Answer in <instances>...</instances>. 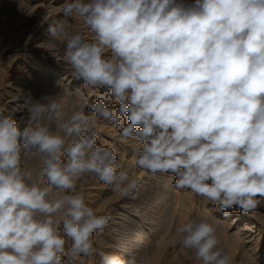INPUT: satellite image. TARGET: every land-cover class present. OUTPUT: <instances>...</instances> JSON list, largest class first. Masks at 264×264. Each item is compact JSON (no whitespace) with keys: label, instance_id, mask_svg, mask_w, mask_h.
<instances>
[{"label":"clouds","instance_id":"1","mask_svg":"<svg viewBox=\"0 0 264 264\" xmlns=\"http://www.w3.org/2000/svg\"><path fill=\"white\" fill-rule=\"evenodd\" d=\"M65 18L48 23L62 39V60L95 101L69 106L24 93L27 113L0 109V264H137L131 253L97 249L94 234L111 216L90 206L86 174L122 197L136 198L143 173L118 164L101 143L98 122L119 129L135 165L170 173L218 207L248 214L264 203V0H66ZM23 125V126H21ZM38 156L25 167L22 156ZM180 245L200 264H232L217 226L177 224ZM147 264V262H145Z\"/></svg>","mask_w":264,"mask_h":264},{"label":"rangeland","instance_id":"2","mask_svg":"<svg viewBox=\"0 0 264 264\" xmlns=\"http://www.w3.org/2000/svg\"><path fill=\"white\" fill-rule=\"evenodd\" d=\"M19 2H20V4H19ZM65 2H66V0H0V109L4 110L5 114H7L10 111H14L17 121L19 120L18 122H20V118L21 117H26L27 116V113L24 110V106H23V98H24L23 96H24V93H30L28 91V90H30V88H32L34 90L36 89L35 91L30 90L33 99L39 100L42 96L46 95V93L47 94L51 93V94L55 95V98L60 99V101H62V102L64 101L66 107L69 106L73 100L79 99L81 102L83 100H85V98L80 96V94L79 95L76 94V96L82 97V100L80 99V97L79 98L76 97V99H75L74 98L75 97V93H76L74 91L75 88L74 87H70L69 89L66 88V85H64L65 82L64 83H60V82L56 83V85L53 87L54 90L52 89V87H50L51 89H49L48 86H50V85H49V81L48 80H51V78L45 77L43 75V73H42L43 68L48 67V66L51 67V66L60 65L63 71L67 70V67L64 66V64H63V60H62L61 55H59V53L62 54L64 41L63 40H59L58 41V39H57V40H55V42H56L55 43L54 41L51 40V38L47 35V31H46L47 28H48V23L53 22L55 20H65V19H67V22L69 24V31H71V32H77V31L86 32V29H85L84 25L82 24V22L79 19H73L72 17L65 18L63 16L60 6L62 4H64ZM32 4H34V6ZM12 15H14V16H12ZM38 44H40V45H38ZM44 45H46V46H44ZM52 46L54 48H52ZM49 48H51V49H49ZM55 52L59 55V56L57 55L59 58H57L55 56L56 55ZM53 54H54V56H52ZM40 57L43 59V61H45L44 62L45 64L41 65L39 63H35V61L37 59H39ZM72 79H74V81H77V83H80V87H83L85 90L89 89V88H87L85 86H82L83 84H82V82L80 80L75 79V78H72ZM34 83H35V86H31ZM36 83L38 84V86H37ZM42 84H44V85H42ZM39 85H41V87H39ZM29 86H31V87L29 88ZM13 89H15L14 90V94L15 95L11 94ZM56 90H58V91L56 92ZM67 91L70 92V94L67 93ZM71 91H73V92H71ZM34 92H35V94H34ZM85 92H87V91H85ZM97 96H95V98H97ZM69 101H71V102H69ZM101 121L102 120H100V122ZM99 125L100 124H98V135L100 136V140H101L103 135H102V131H101L102 128ZM21 126H23V125H21ZM99 142H101V141H99ZM115 142H116V139H112V144H115ZM25 155H27V156H24V155L22 156L24 158V159L22 158V162H23L24 166L34 169L36 167V162L38 161L37 160L35 162L34 160L38 159V157H36V154H35V157H32V155L34 156V153L31 156H30V154H25ZM29 156H30V158L32 160H30ZM26 159L28 160V162L26 161ZM23 160H25V161H23ZM29 162L31 164H28ZM33 166H35V167H33ZM157 174H156V176H153V177H152L151 174H148L147 176L143 177L144 184L147 187V190H146L145 194L143 193V194L139 195L136 198H131L133 201L138 202V206H136L137 208L136 207L134 208L133 203L132 204L128 203L127 200H125V199H127V197H122V196H120V194H115L111 190V188H108V189H106V191L102 192L100 187L102 186L103 183L98 181V179H96L91 174H86L85 176H83L80 179L81 181L80 180L78 181L77 189H79V191H82L83 193L85 191L84 195L86 197L87 202H90L89 203L90 206L98 209L99 210V214L102 213V214H108V215L111 216V221H110L109 227L102 233L94 234V239L96 241V245L95 246L97 247L98 250L110 253V250L113 249L114 246L117 245L119 247H122L124 245V243H125L124 241L126 239L127 232L124 231V230H123L124 232L122 230H120V229H122V224L118 223L119 221L121 222V217H122L121 215L122 214L129 215V217H130V218L128 217V219L125 220V222H124L125 225L126 224H133L132 220H134V223H135V220L137 222L142 221L141 218L145 214V212L148 211L151 208H154V207H152L153 206L152 204H154V206H155V203L157 202L156 200H158V198H159V195L161 193L159 186H160V183H162V181H163V177H165L167 173H163V174L162 173H157ZM87 175H88V177H87ZM86 177H87V179H86ZM155 178H158V180L155 179ZM87 183L88 184L90 183L91 186H90V184L88 185ZM156 183H158L159 185H157ZM148 184H150V185H148ZM87 187H88V189H87ZM92 187L94 188V191H93L94 193H92V191H89ZM148 189L151 190V191H149ZM96 192H97V194H96ZM91 193H92V196H91ZM169 194L167 193L166 196L163 199V202H161V204L157 205V208L159 209L161 206H163V204L166 203L165 200H167L168 203H166L165 206H167V208L170 209V212H169V210L167 211V214L165 215L166 217L164 216L162 218L163 220L162 219L160 220L161 221L160 225H162V226L159 227L160 230L158 229L157 231H158V233L160 232L162 234V236H164V237H162L163 239H165L166 237L173 236L172 238H170L171 241L168 238H166L165 240L161 239L162 241L158 240L159 242L156 239H155L156 242H154L155 240L152 241V243L154 242L152 245H155V246L158 243H160V241H161V243H160L161 247H159V248L161 250L162 249L164 250L162 252H158V251H160V249H158V251L156 252L155 251L156 248H153V250L152 249L150 250L151 246H149V245H147L148 247L147 246L144 247L146 249V252H144L145 251L144 248L142 250L139 249V243L134 244V246L130 250H132V249L136 250V253H137L138 257L145 258V259H143V260H145L144 262H147L148 259H149V261L154 260L155 264H181V263H183V264L184 263L185 264H200L199 261L195 260L194 254L190 250H186L180 245L179 240H178L179 239L178 236L172 235V233L174 231V228H175V224H178L177 222H179V224L187 222L191 218H196V219L202 218V219H205L206 216H208V214H209V217L206 218L208 222H210L209 218L210 219L217 218V220L219 219L218 221L220 223H223L224 221L226 222L227 220H226V218H222L221 216L216 215V214H212L211 213V215H210L209 211L214 212L216 210L215 209L216 206L212 205L210 202H208L205 198H202L201 196H197L196 194L194 195V193H190L192 195V197H191V195L189 196V195L185 194L187 196L186 197L184 194H181L182 197L180 198V200L182 201L183 198L186 201L188 200V204H186V203H182L185 200H183L182 202L179 199H178V202H177L175 198L173 200L171 192H169ZM167 195H169V196H167ZM167 197H168V199H167ZM190 197H191V201H190ZM149 198H150V200H149ZM169 198H171V199H169ZM134 199H136V200H134ZM142 199H144V200H142ZM192 199H194V200H192ZM203 199H205V201ZM147 200H149V201H147ZM169 200H171V201H169ZM92 202H94V203H92ZM120 202H121V204L119 205ZM152 202H154V203H152ZM100 203H102V204H100ZM122 203H123V205H122ZM125 203H127V204H125ZM144 203H145V205H144ZM189 203H191V204H189ZM171 204L172 205L175 204V205H173V208H175L174 206H176V204L178 205L177 206L178 208L177 207L176 208L179 209L177 211L180 213V216L182 214H184L185 211H187L186 215H188V216H185V214H184V216L182 215L180 217L178 215V213H175V211H176L175 209H174V212H173V210H172L173 208L170 207V206H172ZM181 204H186L187 206L186 205L183 206ZM261 204L258 205V207L255 209V212L252 211V212L248 213L247 215H251V216H253L255 218L256 214H257L256 211L258 210V208L259 207L264 208V204H262V205ZM130 205H132V206H130ZM147 205H152V206L149 207ZM106 206H108V207H106ZM181 206L182 207H186V208H183V211H180V207ZM197 206H198V208H197ZM207 206H209L211 209L209 207H207ZM187 207H189V209ZM191 207H192V209H191ZM194 207H196V208H194ZM199 207H202V208H199ZM203 207H205V208H203ZM157 208L155 207V210L152 211V213L153 212L154 213L157 212L156 211V210H158ZM129 209H131V210H129ZM143 209L145 210V212H143L144 211ZM108 210H110V211H108ZM135 210H137V211L140 210V211L137 212ZM171 210H172V214L173 213L177 214V217L174 214H173L174 217L172 216ZM207 210H208V212H207ZM132 211H134V212H132ZM139 213H141V214H139ZM152 213H150L148 216H150ZM178 216L180 217L181 220H182V217H183V220L185 218L186 219L183 222H181V220L179 219ZM167 217H168V219H167ZM137 218H138V220H137ZM170 218H171V220H170ZM176 218H178L179 221ZM173 219H176V220H173ZM255 219H257V218H255ZM168 220H170L171 222L168 223ZM172 220H173V222H172ZM217 220L211 221L212 224L218 226V221ZM221 220H224V221L221 222ZM174 221H176V222H174ZM162 223H164V224H162ZM171 223H173L174 226ZM235 223L236 222H234L233 225H230L229 229H227L222 224H219V226L217 227V229L219 228L218 230H220V231H218V233L220 234L219 238L222 241L221 247L223 246L222 244L224 243V248L225 249L228 248L227 250L231 249V247L229 246L230 242H231V239H230L231 238V234H229L230 237L227 235L229 237L228 238L224 233H226L227 231L230 233V232H232V230H235V228L233 229V227L236 225ZM169 224L172 225V226H170ZM167 225H169L170 227H168ZM222 226L224 228V231L221 230ZM164 227H166V228H164ZM161 228H163V229L161 230ZM168 229H170V233H169ZM164 230H167L168 232H165V233L161 232V231H164ZM124 233H126V234H124ZM158 233H156V235H158ZM161 234H159V235H161ZM164 234H166V235L168 234V235L165 236ZM245 235H247V234H245ZM226 237L228 238V240L229 239L230 240L227 241ZM262 237L264 238V232H263V236ZM144 238L146 239L147 237L144 236ZM160 238H161V236H159L157 239H160ZM263 238L261 239L262 243L260 244V246L259 245L257 246V250H264V248H263L264 247V239ZM119 239H120V241H119ZM145 239H142V242H145L146 241ZM247 239L249 240L250 238L247 237L246 240ZM251 240L253 241L255 239H251ZM166 241H168L169 243H172V244H169L167 242L168 246H169L168 247L166 245L167 244ZM224 241H227L228 243L224 242ZM162 243H163V245H166V247L162 246ZM118 244H121L122 246L118 245ZM136 245H137L138 248L136 247ZM172 246H173V248H172ZM225 246H227V247H225ZM108 249H110V250H108ZM137 249L141 250V251H138ZM231 250H233V249H231ZM153 252H154L155 255L154 254H150V253H153ZM175 252H177V254L179 256L177 254L175 255ZM234 252H236L235 253L236 256H237L236 258H239L241 256L240 247H239V250H238V248H236V250L232 251L233 254H234ZM162 253H163V255L165 254L164 257H162V255H161ZM149 255L150 256L153 255V256L150 257ZM157 255H160L161 257L155 259V257ZM172 255L173 256L175 255V256L173 257ZM234 255H230V256H232L231 258H233L232 260L233 261L234 260H238V259H234L235 258ZM238 255H240V256L238 257ZM97 257H98V259H97ZM152 257H153V259H152ZM178 257H180V258L178 259ZM160 258H163V259L161 260ZM172 258H175L177 261H173ZM180 259H182V260H180ZM99 260H100V258H99L98 255L94 257V263L96 262L95 264H98ZM157 260H158L159 263H157ZM149 261L147 263H150ZM233 261H232V264H236ZM144 262H142V264H145ZM152 262H151V264H154Z\"/></svg>","mask_w":264,"mask_h":264},{"label":"bare ground","instance_id":"3","mask_svg":"<svg viewBox=\"0 0 264 264\" xmlns=\"http://www.w3.org/2000/svg\"><path fill=\"white\" fill-rule=\"evenodd\" d=\"M187 2H189V3H191L192 2V0H187ZM19 4H20V2H19ZM36 4V3H35ZM53 4V3H52ZM27 5V4H26ZM33 6H34V4H32ZM49 5V4H48ZM20 6V5H19ZM47 6V5H46ZM51 9V8H50ZM28 11V10H27ZM45 12V11H44ZM16 13V12H15ZM14 13V14H15ZM41 15V14H40ZM12 16H14V15H12ZM5 17V16H4ZM39 17V16H38ZM5 19V18H4ZM25 29V28H24ZM71 32V31H70ZM30 33V32H29ZM29 36V35H28ZM27 36V37H28ZM59 40H62V39H58V41ZM37 41V40H36ZM40 41V40H39ZM55 42V41H54ZM61 42V41H60ZM56 43V42H55ZM54 44V43H53ZM33 45V44H32ZM38 45H40V44H38ZM44 46H46V45H44ZM50 46V45H49ZM52 48H54L53 46H52ZM49 49H51V48H49ZM55 51V50H54ZM60 51V50H59ZM56 53V52H55ZM54 53V54H55ZM54 54L52 55V56H54ZM12 55V54H11ZM58 54L56 53V57L57 58H59L58 56L59 55H61V57H62V54L61 53H59V55L57 56ZM51 56V55H50ZM45 61H43V59L40 57L39 59H37L36 61H35V63H39V64H41V65H43V64H45L44 63ZM38 64V65H39ZM57 64V63H56ZM25 66V65H24ZM48 66V65H47ZM63 66V65H62ZM50 66H48V67H45V68H43V70H42V73H43V75L45 76V77H49V78H51V80H48L49 81V85L50 86H48L49 87V89H51L50 87H52V89H53V87L56 85V83H58V82H60V83H64V85H66V88H70V87H74L75 88V99H76V97H80V96H82V97H84L85 99H88V100H91V101H95V96H97L98 94H100V91L101 90H99V89H88V90H85L83 87H80V83H77V81H74V79H72V78H74L73 76H72V74H71V71L70 70H62V68H61V66L60 65H58V66H51L50 68L52 69H50L49 68ZM43 76V77H44ZM33 78V77H32ZM34 79V78H33ZM36 81V80H35ZM34 81V82H35ZM39 82V81H38ZM45 82V81H44ZM37 84V83H36ZM40 84V83H39ZM42 85H44V84H42ZM31 86H35V83L33 84V85H31ZM31 86H29V88L31 87ZM37 86H38V84H37ZM83 86V85H82ZM39 87H41V85H39ZM47 87V88H48ZM34 88V87H33ZM40 89V88H39ZM14 90L15 89H13L12 90V95H15L14 94ZM17 90V89H16ZM30 90H32V91H35L34 89H32V88H30ZM30 90H28L30 93H31V91ZM54 90V89H53ZM73 90V89H72ZM49 91V90H48ZM51 91V90H50ZM58 90H56V92H57ZM85 91H87V92H85ZM55 92V93H56ZM71 92H73V91H71ZM41 93V92H40ZM67 93H69L70 94V92H68L67 91ZM66 93V94H67ZM10 94V93H9ZM34 94H35V92H34ZM47 94V93H46ZM49 94V93H48ZM51 94V93H50ZM76 94L77 95H79L80 94V96H76ZM74 95V94H73ZM19 96V95H18ZM14 97V96H13ZM17 97V96H16ZM24 97V96H23ZM66 97V96H65ZM82 97H80V99L82 100ZM60 98V97H59ZM72 98V97H71ZM12 99V98H11ZM64 99V98H63ZM58 100H60V99H58ZM73 100V99H72ZM64 102V101H63ZM69 102H71V101H69ZM83 102V101H82ZM72 103V102H71ZM21 119V118H20ZM19 121V120H18ZM98 124H100L99 126L102 128V139L100 140L101 141V143H106V146L107 145H111L112 144V139H116V142H115V144H112L111 146H114L115 148H116V150H117V152H118V164L121 166V168H123V169H126V170H128L130 173H132V174H140V173H143V177L144 176H147L148 174H150V173H147V172H143V170H141V169H139V168H137L136 167V165H135V156H134V153H133V151H132V148L129 146V144L128 143H126V142H121V140H120V136H119V129H117V128H114L113 126H111L110 124H108L107 122H104V121H99V123ZM100 137V136H99ZM32 154H30V156H31ZM24 156H27V155H24ZM30 156H29V158H30ZM32 157H35V154H34V156L32 155ZM36 157H38L37 155H36ZM23 158V157H22ZM24 159V158H23ZM30 160H32L31 158H30ZM38 159H35L34 161L36 162ZM23 161H25V160H23ZM26 161L28 162V160L26 159ZM33 161V162H34ZM31 162V161H30ZM28 163V164H31V163ZM38 162V161H37ZM37 162H36V166H37ZM34 165V164H33ZM33 167H35V166H33ZM163 174V173H162ZM158 175V174H157ZM159 176V175H158ZM164 176V175H163ZM87 177H88V175H87ZM87 177H86V179H87ZM90 177V176H89ZM153 177V176H152ZM151 177V178H152ZM162 177V176H161ZM148 179V178H147ZM155 179H157L158 180V178H155ZM160 179V178H159ZM162 179V178H161ZM174 179H175V177L172 175V174H170V173H167L166 174V176L165 177H163V181H162V183H160V191H161V193H160V195H159V198H158V200H156L157 202L155 203V206H154V204H152V205H147V206H149V207H154V208H151V209H149L148 211H146L145 212V208L143 209L144 211L143 212H145V214L142 216V221H139V222H137L136 220H135V223H134V220H132V222H133V224H124V222H125V220H127L128 219V217H129V215H126V214H122L121 216V222L119 221L118 223H120V224H122V229H120V230H124V231H126L127 232V234L126 233H124V234H126V239H125V243H124V245L122 246L121 244H118V245H121L122 247H119V246H114L113 247V249H108V250H110V253H118V254H121L122 256H124V258H127L128 257V254L129 253H131L132 255H134L135 256V258H136V260H137V264H142V262H144L145 260H143V259H145V258H142V257H138V255H137V253H136V250H134V249H132V250H130L133 246H134V244H137V243H139V249H143L144 247H146L147 245H149V246H151L150 247V250L152 249L153 250V248H156L155 249V251L157 252L158 251V249H160L159 247H161V239H163L162 237H164V236H162V234L159 232L158 233V229H159V227H161L162 225H160L161 224V219L167 214V211L169 210V212H170V209H168L167 208V206H165V204L166 203H168L167 202V200H165L166 201V203L165 204H163V206H161L159 209L157 208V205H159V204H161V202H163V199H164V197L166 196V194L168 193L169 194V192H171V195H172V197H173V200H174V198L176 199V201L178 202V199L180 200V198L182 197V195L181 194H187V195H191L190 193H192L191 191H189V190H175L173 187H172V185H173V181H174ZM81 181V180H80ZM148 181V180H147ZM151 181V180H150ZM91 182V181H90ZM146 182V181H145ZM161 182V181H160ZM86 184V183H85ZM84 184V185H85ZM88 184V183H87ZM90 184V183H89ZM88 184V185H89ZM157 185H159L158 183H156ZM82 185V184H81ZM148 185H150V184H148ZM152 185V184H151ZM154 185V184H153ZM90 186H91V184H90ZM86 187V186H85ZM149 187V186H148ZM101 188V190H102V192H104V191H106V189H108V188H110L109 186H107V185H104V184H102V186L100 187ZM84 189V188H83ZM86 189V188H85ZM87 189H88V187H87ZM96 189V188H95ZM98 189V188H97ZM151 189V188H150ZM155 189V188H154ZM79 190V189H78ZM110 190V189H109ZM108 190V191H109ZM146 190H147V187L145 186V184L143 185V187L140 189V192H139V194H138V196L139 195H141V194H145V192H146ZM149 190V189H148ZM159 190V189H158ZM157 190V191H158ZM87 191V190H86ZM89 191H92V193H94L93 191H94V188L92 187ZM88 191V192H89ZM97 191V190H96ZM149 191H151V190H149ZM92 193H91V196H92ZM108 193V192H107ZM83 194H85V191H84V193ZM96 194H97V192H96ZM104 194V193H103ZM110 194V193H109ZM114 194V193H113ZM115 194H118V193H115ZM150 194V193H149ZM89 195V194H88ZM105 195V194H104ZM170 195V194H169ZM169 195H167V196H169ZM195 195V194H194ZM111 196V195H110ZM121 196V195H120ZM137 196V197H138ZM144 196V195H143ZM149 196V195H148ZM154 196V195H153ZM186 196V195H185ZM198 196V195H197ZM196 196V197H197ZM94 197V196H93ZM171 197V198H172ZM187 197V196H186ZM185 197V198H186ZM191 197H192V195H191ZM191 197H190V201H191ZM88 198V197H87ZM108 198V197H107ZM121 198V197H120ZM140 198V197H139ZM171 198H169V199H171ZM203 198V197H202ZM111 199V198H110ZM123 199V198H122ZM145 199V198H144ZM144 199H142V200H144ZM148 199V198H147ZM167 199H168V197H167ZM187 199V198H186ZM92 200V199H91ZM96 200V199H95ZM106 200V199H105ZM125 200H127V202L128 203H133V206H134V208L136 207V206H138V202H135V201H133L131 198H127V199H125ZM124 200V201H125ZM134 200H136V199H134ZM149 200H150V198H149ZM149 200H147V201H149ZM154 200V199H153ZM183 200H185L184 198L182 199V201ZM192 200H194V199H192ZM204 201H205V199H203ZM115 201V200H114ZM121 201V200H120ZM123 201V200H122ZM169 201H171V200H169ZM181 201V200H180ZM181 201V202H182ZM202 201V200H201ZM203 201V202H204ZM104 202V201H103ZM117 202V201H116ZM88 203H90V202H88ZM92 203H94V202H92ZM124 203V202H123ZM123 203H122V205H123ZM152 203H154V202H152ZM176 203V202H175ZM180 203V202H179ZM182 203H186V204H188V200L186 201H184V202H182ZM96 204V203H95ZM100 204H102V203H100ZM114 204V203H113ZM121 204V202L119 203V205ZM125 204H127V203H125ZM148 204V203H147ZM186 204H181V205H183V206H185ZM189 204H191V203H189ZM193 204V203H192ZM196 204V203H195ZM194 204V205H195ZM262 204H264V203H262ZM261 204V205H262ZM109 205V204H108ZM112 205V204H111ZM144 205H145V203H144ZM172 205V204H171ZM173 205H175V204H173ZM173 205L172 206H170V207H172L173 208ZM118 206V205H117ZM129 206V205H128ZM130 206H132V205H130ZM143 206V205H142ZM178 205L176 204V206H174L175 208H173L172 210H173V212H174V209L177 211V210H179V209H177L178 207H177ZM187 206V205H186ZM106 207H108V206H106ZM116 207V206H115ZM124 207V206H123ZM127 207V206H126ZM144 207V206H143ZM155 207L158 209V210H156L157 212H153L152 213V211H154L155 210ZM177 207V208H176ZM207 207H209V206H207ZM206 207V208H207ZM111 208V207H110ZM137 208V207H136ZM148 208V207H147ZM182 208V209H181ZM183 208H186V207H180V211H183ZM188 209H189V207H187ZM194 208H196V207H194ZM197 208H198V206H197ZM199 208H202V207H199ZM203 208H205V207H203ZM210 208V207H209ZM115 209V208H114ZM113 209V210H114ZM140 209V208H139ZM191 209H192V207H191ZM211 209V208H210ZM215 211L214 212H211V211H209V213H210V215H211V213L212 214H216V215H219V216H221L222 218H226V222L224 221V220H221V222L222 221H224L223 223H220L218 220H217V218H212V219H210L209 218V221L211 222V221H213V220H217L218 221V226H219V224H222V225H224L227 229H229V226L230 225H233V223L234 222H236L235 224V226L233 227V229L235 228V230H232V232H226V233H224L226 236L228 235L229 236V234H231V242H230V247H231V249H233V250H227L228 248H226V250H227V252H228V254L229 255H234L236 252H234V254L232 253V251H234V250H236V248H238V250H239V247H240V249H241V256L240 255H238V257L239 258H236L237 256H236V254L234 255V259H238V260H232L233 262H235L236 264H264V250H257V246L259 245L260 246V244L262 243L261 242V239L263 238L262 236H263V230H264V208H261V207H259L258 208V210L256 211V217L255 218H257V219H255L253 216H251V215H247V214H244V213H242V212H240V210L239 209H233L232 210V213L228 216V217H224V215H223V212L217 207H215ZM122 210V209H121ZM124 210V209H123ZM129 210H131V209H129ZM142 210V209H141ZM172 210H171V214H172ZM204 210V209H203ZM202 210V211H203ZM108 211H110V210H108ZM135 211H137V210H135ZM138 211H140V210H138ZM137 211V212H138ZM175 211V213H178V215L180 216V213L177 211L176 212ZM206 211V210H205ZM254 212H255V210H253ZM132 212H134V211H132ZM131 212V213H132ZM168 212V213H169ZM186 212V213H185ZM184 212V214H185V216H188V215H186L187 214V211H185ZM204 212V211H203ZM207 212H208V210H207ZM206 212V213H207ZM120 213V212H119ZM136 213V212H135ZM142 213V212H141ZM141 213H139V214H141ZM150 213H152L150 216H148ZM183 213V212H182ZM102 214V213H101ZM117 214V213H116ZM174 214V213H173ZM172 214V216L174 217V215L177 217V214H174L173 215ZM184 214H182L183 216H184ZM190 214V213H189ZM205 214V213H204ZM203 214V215H204ZM253 214V213H252ZM120 215V214H119ZM118 215V216H119ZM137 215V214H136ZM170 215V214H169ZM181 215V216H182ZM207 215V214H206ZM254 215V214H253ZM178 216V217H179ZM180 216V217H181ZM201 216V215H200ZM114 217V216H113ZM120 217V216H119ZM166 217V216H165ZM172 217V218H173ZM180 217H179V219H180ZM207 217H209V214H208V216H206V218ZM214 217V216H213ZM130 218V217H129ZM139 218V217H138ZM138 218H137V220H138ZM205 218V220H207ZM165 219V218H164ZM167 219H168V217H167ZM176 219H178V218H176ZM176 219H173V220H176ZM179 219H178V221H179ZM186 219V218H185ZM184 219V220H185ZM201 219V218H200ZM163 220V219H162ZM170 220H171V218H170ZM170 220H168V223L169 222H171ZM173 220H172V222H173ZM181 220V219H180ZM183 220V217H182V220H181V222H183L184 221ZM130 221V220H129ZM128 222V221H127ZM174 222H176V221H174ZM215 222V221H214ZM178 224H179V222H177ZM212 223V222H211ZM119 224V225H120ZM162 224H164V223H162ZM166 224V223H165ZM172 225H173V223H171ZM170 225V224H169ZM167 225L168 227H170V226H172V225ZM176 225L177 224H175V227H176ZM117 226V225H116ZM115 226V227H116ZM174 226V225H173ZM217 226V227H218ZM167 227V228H168ZM221 227V226H220ZM164 228H166V227H164ZM225 228V229H226ZM163 228H161V230H162ZM175 229V228H174ZM219 229V228H218ZM226 229V230H227ZM160 230V229H159ZM169 230V233H170V229H168ZM221 230L222 231H224V228H223V226H222V228H221ZM123 231V232H124ZM218 231H220V230H218ZM230 231V230H229ZM161 232H168L167 230H164V231H161ZM122 233V232H121ZM156 233H158V235L159 234H161V235H159V236H161V238L160 239H157L159 236L158 235H156ZM174 233V234H173ZM173 233H172V235H176L175 234V231H173ZM123 234V235H124ZM245 234H247V235H245ZM119 235V234H118ZM121 235V234H120ZM165 236H167L166 234H164ZM220 234L218 233V236H219ZM222 235V234H221ZM144 236H146L147 238L145 239L144 238ZM177 236V235H176ZM223 236V235H222ZM227 236V237H228ZM253 236V237H252ZM120 237V236H119ZM173 236H171V237H166V238H168L170 241H171V239L170 238H172ZM221 237V236H220ZM226 237V238H227ZM230 237V236H229ZM228 237V238H229ZM250 238L249 240L247 239L246 240V238ZM165 238V239H166ZM179 238V237H178ZM228 238H227V241H229L228 240ZM121 239V238H120ZM120 239H119V241H120ZM142 239H145L146 241L145 242H142ZM158 241V240H161L160 241V243H156L157 245L155 246V245H152L154 242H156V240ZM165 239H163V240H165ZM167 239V240H168ZM220 239V238H219ZM251 239H255V240H251ZM264 239V238H263ZM153 240H155L153 243H152V241ZM168 240V241H169ZM179 240V239H178ZM122 241V240H121ZM168 241H166V243L168 242ZM174 241V240H173ZM227 241H224V242H227ZM263 241V240H262ZM117 242V241H116ZM159 242V241H158ZM175 242V241H174ZM165 243V242H164ZM169 243V242H168ZM168 243L166 244L167 246H168ZM221 243H222V241H221ZM228 243V242H227ZM151 244V245H150ZM169 244H172V243H169ZM226 244V243H225ZM166 245H163V243H162V246H164V247H166ZM223 246V248H224V243L222 244ZM155 246V247H154ZM136 247H137V245H136ZM148 247V246H147ZM169 247V246H168ZM225 247H227V246H225ZM229 247V248H230ZM135 248V247H134ZM138 248V247H137ZM172 248H173V246H172ZM259 248V247H258ZM264 248V247H263ZM262 248V249H263ZM145 249V248H144ZM167 249V248H166ZM169 249V248H168ZM138 250V249H137ZM141 250H138V251H141ZM149 250V251H150ZM144 251V250H143ZM162 251H164L163 249L161 250L160 249V251H158V252H162ZM144 252H146V249H145V251ZM238 252V251H237ZM149 253V252H148ZM164 253V252H163ZM163 253L161 254L162 255V257H164V255H163ZM166 253V252H165ZM144 254V253H143ZM142 254V255H143ZM150 254H154V252L153 253H150ZM177 254V252H175V255ZM240 254V253H239ZM155 255V254H154ZM174 255V256H175ZM178 255V254H177ZM148 256V255H147ZM150 256V255H149ZM151 256H153V255H151ZM150 256V257H151ZM158 256V257H157ZM156 257H155V259H157V258H159V257H161L160 255H157ZM173 256V255H172ZM173 256V257H174ZM179 256V255H178ZM171 257V256H170ZM232 257V256H231ZM166 258V257H165ZM180 257H178V259H179ZM97 259H98V257H97ZM147 259V258H146ZM152 259H153V257H152ZM161 260L163 259V258H160ZM173 259V261H177L175 258H172ZM175 259V260H174ZM233 259V258H232ZM159 260V259H158ZM158 260H157V263H159L158 262ZM180 260H182V259H180ZM147 261V260H146ZM148 261H149V259H148ZM147 261V262H148ZM153 261V262H152ZM179 261V260H178ZM98 262V261H97ZM150 263H147V264H151V262L152 263H154V260H151V261H149ZM180 262V261H179ZM67 263V259H65V264ZM96 263V262H95ZM94 263V257H91V258H85L84 259V264H95ZM145 263V262H144ZM181 263V262H180ZM187 263V262H186ZM77 264H79V261L77 262ZM98 264H99V262H98ZM155 264V263H154ZM181 264H183V263H181ZM185 264V263H184Z\"/></svg>","mask_w":264,"mask_h":264}]
</instances>
